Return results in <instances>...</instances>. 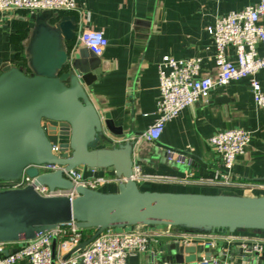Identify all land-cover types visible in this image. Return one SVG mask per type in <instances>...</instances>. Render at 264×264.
<instances>
[{"label":"water","instance_id":"water-1","mask_svg":"<svg viewBox=\"0 0 264 264\" xmlns=\"http://www.w3.org/2000/svg\"><path fill=\"white\" fill-rule=\"evenodd\" d=\"M47 12L24 19L35 24L26 45L28 70L8 63L0 67V181H14L24 173L35 178L38 170L33 166L43 164L67 171L106 172L126 181L119 184L117 193L76 187L78 196L73 200L42 197L32 186L0 191V244L31 241L71 222L95 231L75 250L84 249L106 229L135 226L264 235V196L139 189L131 179L136 140L113 146V140L124 134L109 113H99L86 91L101 77L98 64L86 59L96 56L82 50L81 58L68 64L76 19L63 16L50 25L48 21L55 18L46 16ZM166 163L178 171L186 160L167 159ZM37 184L50 190L74 188L61 172L38 176ZM158 252L170 264H195L202 256L209 259L214 250L172 241L160 242ZM239 254L244 264H264V255L252 254L251 249L241 248Z\"/></svg>","mask_w":264,"mask_h":264},{"label":"crops","instance_id":"crops-1","mask_svg":"<svg viewBox=\"0 0 264 264\" xmlns=\"http://www.w3.org/2000/svg\"><path fill=\"white\" fill-rule=\"evenodd\" d=\"M259 1L75 0L76 9L70 14H45L55 18L48 21L50 25L63 16H72L77 22L76 35L91 30L102 32L107 38L108 46L101 57L86 58L101 69V77L86 91L99 113H109L115 126L122 130L124 137L113 140L112 145L116 146L136 138L155 122L160 98L158 66L163 58L199 57L202 76L215 77L216 50L208 27L218 18ZM30 17L25 13L0 14V67L8 63L28 70L26 45L35 24L24 19ZM68 48L72 50V63L81 58L80 51L86 50L75 39ZM228 54L234 62V52L229 50ZM259 54H264L263 46L259 47ZM256 79L264 92V69ZM232 129L249 131L252 138L236 160L233 183L222 186L223 166L209 139L219 131ZM167 149L186 160L183 170L167 165ZM134 161L142 167V179L137 183L141 191L264 196V108L254 104L250 81L233 80L212 91L207 101L199 100L187 107L166 124L157 143L137 141ZM83 171L86 177L93 176L85 168ZM119 184H108L101 192L117 193ZM239 233H235V241L228 240L226 232L205 238L218 237L217 252H224V258L233 264H244L239 249L246 239L264 235ZM172 241L183 243L176 239L159 240L163 244ZM190 245H198V241L193 239ZM150 250L156 254V264L168 263L160 256L159 245L152 244ZM150 255L131 259L130 263L150 264Z\"/></svg>","mask_w":264,"mask_h":264},{"label":"built area","instance_id":"built-area-1","mask_svg":"<svg viewBox=\"0 0 264 264\" xmlns=\"http://www.w3.org/2000/svg\"><path fill=\"white\" fill-rule=\"evenodd\" d=\"M75 9V0H0V14L34 15L46 11L70 14ZM263 17L264 0H260L256 5L246 6L218 18L213 26L208 27L207 31L216 50L215 77L202 76V60L199 57H164L158 66L160 98L156 105V119L146 131L134 138L136 142L143 140L150 144L157 143L168 122L197 101H207L212 91L227 86L233 80L248 79L254 104L258 108H264V92L256 79V75L264 69V54H259V47H264V23L261 22ZM75 40L96 57H101L108 46L107 38L98 31H82L75 36ZM229 50L234 52V62L230 59ZM71 51L68 57L70 65L73 61ZM251 138L249 131L232 129L219 131L209 139L223 166L220 183L222 186L233 183L234 165ZM57 150L58 146L53 144V151ZM166 154L169 161L179 162L184 159L170 149L166 150ZM33 167L38 170V176L61 172L62 177L71 182L74 188L50 190L46 186L35 185L38 176L31 178L24 173L17 180L0 181V191L32 186L42 197H67L73 200L78 196L76 187L101 191L108 184L126 181L123 177L118 178L106 172H92L93 176L86 177L83 168L67 171L65 167L53 164ZM131 179L136 183L142 179V167L135 161ZM85 230L71 222L47 231L31 241L0 244V264H18L20 261H27L28 264H131V259H137L147 253L151 254L150 264H156V254L150 249L152 244L159 245V240L164 238L176 239L187 245L196 239L198 244L210 246L214 250L209 259L202 256V260L196 264H233L224 258V252H217L218 237L206 239L208 234L175 231L169 226L112 228L104 230L84 249L75 250L85 241ZM226 238L235 241L238 237L235 233H228ZM246 240L242 245L244 251L251 249L252 254L264 255V236ZM12 248L15 252L10 250ZM6 250L9 251L8 256L4 255Z\"/></svg>","mask_w":264,"mask_h":264},{"label":"trees","instance_id":"trees-1","mask_svg":"<svg viewBox=\"0 0 264 264\" xmlns=\"http://www.w3.org/2000/svg\"><path fill=\"white\" fill-rule=\"evenodd\" d=\"M221 232H224V231H221ZM93 234H94V230L93 229H86L84 231V239L85 240L89 239Z\"/></svg>","mask_w":264,"mask_h":264},{"label":"rangeland","instance_id":"rangeland-1","mask_svg":"<svg viewBox=\"0 0 264 264\" xmlns=\"http://www.w3.org/2000/svg\"><path fill=\"white\" fill-rule=\"evenodd\" d=\"M178 231H181L182 232V230H178Z\"/></svg>","mask_w":264,"mask_h":264}]
</instances>
